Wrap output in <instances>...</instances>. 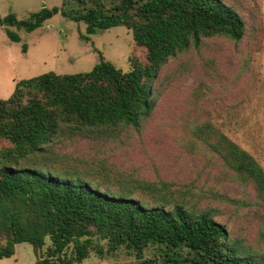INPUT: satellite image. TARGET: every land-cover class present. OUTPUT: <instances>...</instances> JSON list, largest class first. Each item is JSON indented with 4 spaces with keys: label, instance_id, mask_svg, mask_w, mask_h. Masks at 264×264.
Instances as JSON below:
<instances>
[{
    "label": "trees",
    "instance_id": "16d2710c",
    "mask_svg": "<svg viewBox=\"0 0 264 264\" xmlns=\"http://www.w3.org/2000/svg\"><path fill=\"white\" fill-rule=\"evenodd\" d=\"M58 14L83 23L87 35L125 27L140 55L133 53L130 69L122 72L99 54L89 72L21 80L7 100L0 99V259L11 258L17 244L27 243L36 257L33 264H82L92 247L102 253L94 244L99 239L109 252L124 248L134 255L132 264H156L144 256L150 246L164 257L161 264H264V254L233 237L218 220L223 211L208 201L254 207L264 236V171L210 122L189 127L188 137L214 157V162L205 160L214 173L249 186L254 200L248 204L220 193L226 184L201 195L192 184L176 190L146 181L109 187L53 164L56 146L67 141H115L140 132L155 112L154 82L170 59L212 38L240 43L251 35L257 40L260 25L249 29L225 0H61L25 19L9 14L0 18V27L18 43L12 28L31 33ZM46 239L50 245L42 254Z\"/></svg>",
    "mask_w": 264,
    "mask_h": 264
},
{
    "label": "rangeland",
    "instance_id": "374dc122",
    "mask_svg": "<svg viewBox=\"0 0 264 264\" xmlns=\"http://www.w3.org/2000/svg\"><path fill=\"white\" fill-rule=\"evenodd\" d=\"M225 1L243 16L249 29L260 25L257 40H252L251 35L240 43L212 38L199 49L170 59L154 82L159 96L155 112L140 132L129 131L115 141H67L56 146L57 160L53 164L62 170H79L92 182L109 187L146 181L163 182L176 190L192 184L196 194L201 195L217 192L226 184L220 193L247 204L254 200L249 186L241 185L230 174L214 173L213 164L207 163L214 162V157L203 153V147L195 145L187 134L189 127L210 122L251 155L264 171V0ZM60 4L61 0H0V18L14 14L21 20L43 7ZM12 30L19 35L20 42H10L0 27L2 100L12 95L15 84L21 80L46 73L89 72L99 62V54L122 72L130 69L128 58L133 53L140 55L131 32L121 26L87 35L83 23L65 20L58 14L31 33ZM257 44L259 49L255 50ZM146 197H142L143 201L150 203ZM208 201L211 207L223 211L218 220L226 224L233 237L264 254V236L254 207ZM206 202L202 201V206ZM94 244L102 248V253H97V246L92 247L82 264L136 261L124 248L109 252L105 241L94 239ZM49 245L46 239L40 253ZM72 250L70 245L66 250L68 257ZM156 252L150 246L144 256L161 264L164 257ZM35 260L31 245L20 243L15 246L14 256L0 259V264H32Z\"/></svg>",
    "mask_w": 264,
    "mask_h": 264
},
{
    "label": "crops",
    "instance_id": "0c3cea01",
    "mask_svg": "<svg viewBox=\"0 0 264 264\" xmlns=\"http://www.w3.org/2000/svg\"><path fill=\"white\" fill-rule=\"evenodd\" d=\"M33 264V263H32Z\"/></svg>",
    "mask_w": 264,
    "mask_h": 264
}]
</instances>
